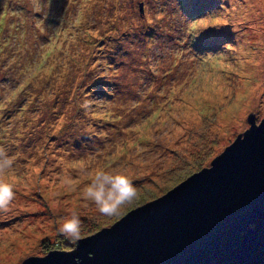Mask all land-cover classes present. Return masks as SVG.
<instances>
[{
    "label": "rangeland",
    "instance_id": "374dc122",
    "mask_svg": "<svg viewBox=\"0 0 264 264\" xmlns=\"http://www.w3.org/2000/svg\"><path fill=\"white\" fill-rule=\"evenodd\" d=\"M264 119V0H0V146L15 199L0 264L76 244L210 165ZM119 169L137 197L105 216L84 197ZM146 201V202H145Z\"/></svg>",
    "mask_w": 264,
    "mask_h": 264
},
{
    "label": "water",
    "instance_id": "95a60500",
    "mask_svg": "<svg viewBox=\"0 0 264 264\" xmlns=\"http://www.w3.org/2000/svg\"><path fill=\"white\" fill-rule=\"evenodd\" d=\"M163 195L21 264H264V119Z\"/></svg>",
    "mask_w": 264,
    "mask_h": 264
},
{
    "label": "clouds",
    "instance_id": "9594fccd",
    "mask_svg": "<svg viewBox=\"0 0 264 264\" xmlns=\"http://www.w3.org/2000/svg\"><path fill=\"white\" fill-rule=\"evenodd\" d=\"M14 160L0 146V212H7L15 199L14 187L4 176L13 168ZM84 197L95 204L98 212L105 216L119 214L122 207L131 204L137 197L133 180L119 169H101L84 189ZM81 218L73 210L63 217L59 233L64 239L76 244L81 239Z\"/></svg>",
    "mask_w": 264,
    "mask_h": 264
},
{
    "label": "trees",
    "instance_id": "16d2710c",
    "mask_svg": "<svg viewBox=\"0 0 264 264\" xmlns=\"http://www.w3.org/2000/svg\"><path fill=\"white\" fill-rule=\"evenodd\" d=\"M201 170V169H200ZM199 171V170H198ZM197 172V171H196ZM146 202V201H145Z\"/></svg>",
    "mask_w": 264,
    "mask_h": 264
}]
</instances>
